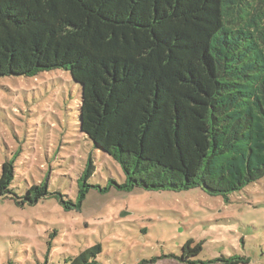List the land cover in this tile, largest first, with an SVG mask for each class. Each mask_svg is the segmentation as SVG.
Wrapping results in <instances>:
<instances>
[{
	"label": "trees",
	"instance_id": "16d2710c",
	"mask_svg": "<svg viewBox=\"0 0 264 264\" xmlns=\"http://www.w3.org/2000/svg\"><path fill=\"white\" fill-rule=\"evenodd\" d=\"M57 70L81 86L80 131L122 182L91 184L90 162L75 201L46 182L19 195L12 159L0 166V198L79 213L92 189L113 187L228 202L264 177V0H0V79ZM202 251L189 240L170 257L198 264ZM102 252L96 244L64 264H103Z\"/></svg>",
	"mask_w": 264,
	"mask_h": 264
},
{
	"label": "rangeland",
	"instance_id": "374dc122",
	"mask_svg": "<svg viewBox=\"0 0 264 264\" xmlns=\"http://www.w3.org/2000/svg\"><path fill=\"white\" fill-rule=\"evenodd\" d=\"M80 102L81 86L62 70L0 79V166L15 160L16 194L46 182L75 201L90 162L91 184L122 182L119 164L81 133ZM189 240L203 245L198 264L230 257L264 264V177L228 202L200 189L113 187L92 189L79 213L54 199L21 208L0 198V264H64L96 244L103 264H189L170 257H180Z\"/></svg>",
	"mask_w": 264,
	"mask_h": 264
}]
</instances>
